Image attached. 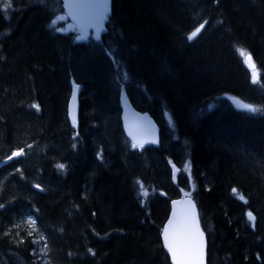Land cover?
Here are the masks:
<instances>
[{
  "label": "trees",
  "instance_id": "obj_1",
  "mask_svg": "<svg viewBox=\"0 0 264 264\" xmlns=\"http://www.w3.org/2000/svg\"><path fill=\"white\" fill-rule=\"evenodd\" d=\"M6 3L0 160L23 154L0 169V264H171L161 234L184 193L208 264H264V0H113L101 41L52 24L61 0ZM123 87L159 123V147L132 148Z\"/></svg>",
  "mask_w": 264,
  "mask_h": 264
},
{
  "label": "water",
  "instance_id": "obj_2",
  "mask_svg": "<svg viewBox=\"0 0 264 264\" xmlns=\"http://www.w3.org/2000/svg\"><path fill=\"white\" fill-rule=\"evenodd\" d=\"M63 3L70 19L79 25L85 37H88L91 31H94L96 37L100 39L101 35L106 30L105 21L107 16L112 12V0H63ZM106 3L109 5L107 10L103 7ZM80 91V86L74 85L75 99H73L72 96L71 112L77 109ZM235 101L240 102L238 100ZM121 104L123 109L122 120L124 129L132 142L133 137H135L138 141H144L143 146L151 144L158 146L160 142V128L155 119L149 114L137 111L125 90L122 92ZM10 160L12 159L1 161L0 168ZM189 200L191 201V204L195 206L194 210L189 205ZM193 211L195 213V220L198 221L199 230L203 233V264H207V236L201 224L198 206L192 197L182 196L171 201V211L164 225L163 232L164 229L169 226V222L172 221V228L177 234H183L185 227L192 225ZM162 240L164 248L169 254L171 263L173 264L171 254L165 245L163 233Z\"/></svg>",
  "mask_w": 264,
  "mask_h": 264
},
{
  "label": "snow or ice",
  "instance_id": "obj_3",
  "mask_svg": "<svg viewBox=\"0 0 264 264\" xmlns=\"http://www.w3.org/2000/svg\"><path fill=\"white\" fill-rule=\"evenodd\" d=\"M11 6V0H7V3L4 5L5 9ZM103 7L107 10L109 5L106 3L103 5ZM59 19H64V17H59ZM56 20L52 21V24H56ZM206 23V22H205ZM204 28V24H200L199 27L195 29L188 37V40L194 39L200 31ZM63 31V29H60ZM240 54L245 57L244 63L248 66V68L251 70V79L253 83L259 82V73L256 70L255 63L252 61V57L250 54L245 53L243 50H241ZM73 99H75V92L73 93ZM237 108L248 111V112H258L261 111V109L254 107L250 104L243 103V102H236ZM33 107H36L37 110L39 108L38 105H33ZM72 123L75 126L76 125V117L75 113L73 111L72 114ZM131 135V133H130ZM144 141H138L135 137H133L132 142V148H142ZM23 154V150L15 151L13 152L8 159H12L13 157L20 156ZM57 168L64 169V164H57ZM176 171H179V169H176ZM137 183L140 186V195L143 197L148 196V189L144 187L142 182L137 181ZM232 192L237 195L238 199L245 201V197L242 194L238 193L237 189H232ZM246 202V201H245ZM189 205L194 210V205L191 204V201H188ZM0 207H3V205H0ZM247 218L249 222L252 223V226H255V216L252 214L251 211L247 213ZM27 223L34 225V221L29 220ZM31 235V233H29ZM163 237L165 241V245L168 248L169 253L171 254L173 264H203V249H204V243H203V233L199 230L198 221L195 220V213L193 211L192 213V225L186 226L185 231L183 234H177V232L172 228V221L169 222V226L164 229ZM43 239V237H41Z\"/></svg>",
  "mask_w": 264,
  "mask_h": 264
},
{
  "label": "rangeland",
  "instance_id": "obj_4",
  "mask_svg": "<svg viewBox=\"0 0 264 264\" xmlns=\"http://www.w3.org/2000/svg\"><path fill=\"white\" fill-rule=\"evenodd\" d=\"M59 17H64V19L61 20V19H59ZM55 20L57 21L56 22L57 24L63 23V25H61V26L63 27L64 31H74V32L78 31L77 26L75 24H73L72 22H70L68 20L67 16L63 13H60Z\"/></svg>",
  "mask_w": 264,
  "mask_h": 264
},
{
  "label": "bare ground",
  "instance_id": "obj_5",
  "mask_svg": "<svg viewBox=\"0 0 264 264\" xmlns=\"http://www.w3.org/2000/svg\"><path fill=\"white\" fill-rule=\"evenodd\" d=\"M125 90V92L127 93V91H126V89L123 87L122 89H121V91H120V103H121V96H122V92ZM127 95H128V93H127ZM134 106V105H133ZM135 107V106H134ZM136 108V107H135ZM136 110L137 111H139V112H142V113H146V114H149L152 118H154L153 116H152V114L150 113V112H148V111H142V110H139V109H137L136 108ZM155 119V118H154ZM127 136V135H126ZM127 138L130 140V141H132L128 136H127ZM25 227V226H24ZM31 231V230H30ZM34 239V238H33ZM36 239H37V237H36ZM40 239V238H39ZM40 241H41V239H40ZM37 242V241H36ZM39 242V241H38ZM43 243V242H42ZM41 242H40V244H42ZM48 246H49V244H48ZM42 247V246H41ZM46 247V246H45ZM44 249V248H43ZM32 250V249H31ZM40 250V249H39ZM45 251V250H44ZM43 251V252H44ZM46 252H49V251H46ZM33 253V252H32ZM40 256H41V254H40ZM46 257H48V255H46ZM39 258V257H38ZM51 259V258H50ZM34 260V259H33ZM36 260V259H35ZM44 260V259H43ZM47 260V259H46ZM40 261H42V260H40ZM45 262V261H44Z\"/></svg>",
  "mask_w": 264,
  "mask_h": 264
}]
</instances>
